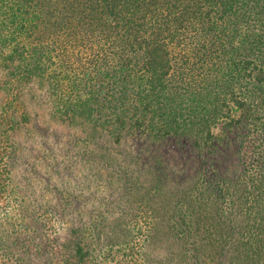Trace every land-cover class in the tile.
Instances as JSON below:
<instances>
[{
  "label": "trees",
  "instance_id": "trees-1",
  "mask_svg": "<svg viewBox=\"0 0 264 264\" xmlns=\"http://www.w3.org/2000/svg\"><path fill=\"white\" fill-rule=\"evenodd\" d=\"M36 85L82 136L59 145L32 122ZM0 94V264H264V0H0ZM233 134L239 176L200 174L173 196L134 154L95 156L104 135L214 156ZM36 147L109 165L105 210L77 208L68 182L49 197L29 185Z\"/></svg>",
  "mask_w": 264,
  "mask_h": 264
},
{
  "label": "rangeland",
  "instance_id": "rangeland-1",
  "mask_svg": "<svg viewBox=\"0 0 264 264\" xmlns=\"http://www.w3.org/2000/svg\"><path fill=\"white\" fill-rule=\"evenodd\" d=\"M33 87L32 94L29 93L27 98V106L32 117V122L43 126H51L59 130L58 140L56 142L59 144L61 141L59 145L66 142L67 136L70 133L82 136L81 130H70L66 127H60V125L52 121L50 107L46 102L45 94L39 90L40 88L37 89V85ZM235 135L233 134L230 138V146L223 147L220 151L218 150L214 156H209L206 152H198L190 143H182L177 139L154 141L141 136H127L123 144L120 147H116L104 135V138L100 136L98 140V154L95 156L98 158V156L106 153L109 156L116 154L122 161L123 158L120 157L121 153L128 152L134 154L139 159L135 162L134 168L145 173L148 171L154 172L152 174L147 173V178L149 179L159 175L162 178H166L168 186L167 196H173L180 186H184L195 177H200V174H209V178L211 177L210 172H216L218 176L220 174L223 177L227 176L230 178L239 176L241 163L238 159L239 146L238 139L236 140ZM91 148L94 147L92 146ZM40 149L36 147L29 155L33 164L32 166L35 167H30V171L25 172V176L30 180L29 185L33 184L34 187L38 188V191L44 192L45 190V195L49 197L52 191L50 188H56L60 191L63 188L61 184L66 185V182H68L72 185L76 197L81 202L77 208L83 207L84 213L89 216L92 214V210L97 209V206L102 211L105 210L104 195L97 188L95 174L99 171L107 172L109 165L101 162L96 167L93 160L97 162V159L89 158L91 154L88 152H86L84 157L75 159L72 157L67 158L63 151H58L54 155L51 154L53 157L44 160L42 159L43 156L39 154ZM55 156L56 159L54 158ZM55 185H58V187ZM42 245L43 250H46L47 247L44 246L43 241ZM61 246H64L63 253H70L71 240L68 234L62 237ZM54 248L53 246H49L50 250ZM60 249L62 250V248ZM44 258L45 260L48 259L46 255ZM36 264L43 263L37 262ZM53 264L64 263L61 259L60 261L58 259V261L54 260ZM123 264L132 263L125 261Z\"/></svg>",
  "mask_w": 264,
  "mask_h": 264
}]
</instances>
